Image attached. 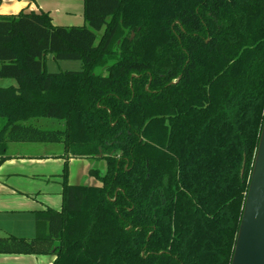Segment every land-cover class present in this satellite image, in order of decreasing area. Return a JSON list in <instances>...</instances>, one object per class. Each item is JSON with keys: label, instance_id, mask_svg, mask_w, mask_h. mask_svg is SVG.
Returning a JSON list of instances; mask_svg holds the SVG:
<instances>
[{"label": "trees", "instance_id": "1", "mask_svg": "<svg viewBox=\"0 0 264 264\" xmlns=\"http://www.w3.org/2000/svg\"><path fill=\"white\" fill-rule=\"evenodd\" d=\"M83 1L81 26L0 14V78L17 80L0 87V165L14 141L65 157L62 208L0 252L232 264L264 122V0ZM49 53L82 69L51 72ZM70 158L97 161L99 184L70 183Z\"/></svg>", "mask_w": 264, "mask_h": 264}, {"label": "crops", "instance_id": "2", "mask_svg": "<svg viewBox=\"0 0 264 264\" xmlns=\"http://www.w3.org/2000/svg\"><path fill=\"white\" fill-rule=\"evenodd\" d=\"M84 7L85 6L83 0H0V14H17L21 11L24 12L34 11L39 13L41 11H45L50 13L52 17V21L55 25H64V26L84 25L86 23L84 16ZM49 54L47 55L46 59L48 60V58L50 57L49 59H51L52 63H55L56 59L54 58V55L51 54L52 56H49ZM82 66L83 64H81L80 67L78 66L75 67L74 69H68V70H81ZM51 72H57V71H51ZM6 79H10V80H8L9 85L5 86L3 84V80L5 81ZM10 85L16 86L17 80L14 78H0V86L7 87ZM50 144H51L50 149L52 151L50 152L48 151L49 153L47 152L41 153L43 155L41 154L29 155V154H21V153L10 154V155L8 154L9 157L0 166V194H6L7 192H9L10 184L8 183V180L10 176H14L16 174H22L24 172L21 168L17 169L14 166H10L8 169H5L4 167L8 165L6 163L24 162V165H28V166L31 165L33 167L34 165L37 166L42 162L54 160L57 162V166L59 168L58 171L53 173L52 174L53 176L51 177L43 178L42 182L45 183V181H47L46 185H48L49 188H52L50 190L60 194L62 197L61 194L62 179L60 175L62 173L61 170L62 168H64V164H65V157H63L64 149L60 143H50ZM96 163L97 161H92L91 159L88 158H70L69 159L70 183L76 185L78 184L98 185L99 182L97 181V179L90 174V170L96 165ZM4 169H5V173L3 172ZM48 206L53 207L48 203H43V205L40 208L35 209L33 211L34 219L36 220V211L45 209ZM8 235L25 237L11 232L5 233L4 235L0 234V236L2 237ZM26 238H32V237H26ZM0 253H1L0 255H9L3 252ZM35 255L36 256H34V258L32 259L21 256H0V262H6L10 264H52L56 259V255L52 253H46V254L39 253ZM31 260L33 261V263H29Z\"/></svg>", "mask_w": 264, "mask_h": 264}, {"label": "rangeland", "instance_id": "3", "mask_svg": "<svg viewBox=\"0 0 264 264\" xmlns=\"http://www.w3.org/2000/svg\"><path fill=\"white\" fill-rule=\"evenodd\" d=\"M102 31L99 32L101 35ZM49 56H52L49 54ZM50 58V57H49ZM46 59L47 68L50 71H62L80 67L82 62L79 60H56L52 63L51 59ZM1 65V62H0ZM101 70V69H99ZM98 70V71H99ZM10 79L3 80V84L9 85ZM0 86V87H5ZM48 120L42 118L39 122L44 124ZM5 120L0 118V129ZM40 125V124H39ZM63 147V144H61ZM51 144L47 142H30V141H14L8 143V154H29L38 155L44 152L49 153ZM49 151V152H48ZM43 155V154H41ZM5 169L14 166L21 168L24 172L10 176L8 183L10 184L9 192L0 194V234L15 233L20 236L34 237L38 233L45 232V223L38 224L33 216V211L40 208L43 203H48L57 209L62 208V197L60 194L51 191L48 185L42 182L43 178L53 176L58 171L56 161L42 162L39 165H24L23 163H6ZM2 165V164H1ZM0 165V166H1ZM31 166V167H30ZM75 168V167H74ZM4 169V173H5ZM57 169V170H56ZM76 169V168H75ZM63 171V168L61 172ZM70 174V167H69ZM47 176V177H46ZM56 176V175H55ZM54 176V177H55ZM56 205V206H55ZM1 254V253H0ZM9 255L0 256H21L26 258H34L35 254L31 253H7ZM29 263H33L31 260ZM0 264H10L0 262Z\"/></svg>", "mask_w": 264, "mask_h": 264}, {"label": "water", "instance_id": "4", "mask_svg": "<svg viewBox=\"0 0 264 264\" xmlns=\"http://www.w3.org/2000/svg\"><path fill=\"white\" fill-rule=\"evenodd\" d=\"M232 264H264V122Z\"/></svg>", "mask_w": 264, "mask_h": 264}]
</instances>
